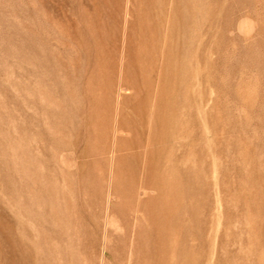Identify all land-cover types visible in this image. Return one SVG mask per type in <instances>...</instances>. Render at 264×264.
I'll use <instances>...</instances> for the list:
<instances>
[{
	"label": "rangeland",
	"instance_id": "374dc122",
	"mask_svg": "<svg viewBox=\"0 0 264 264\" xmlns=\"http://www.w3.org/2000/svg\"><path fill=\"white\" fill-rule=\"evenodd\" d=\"M0 264H264V0H0Z\"/></svg>",
	"mask_w": 264,
	"mask_h": 264
}]
</instances>
